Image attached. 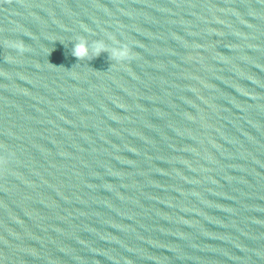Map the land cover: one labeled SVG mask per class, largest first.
Here are the masks:
<instances>
[{
    "label": "water",
    "instance_id": "water-1",
    "mask_svg": "<svg viewBox=\"0 0 264 264\" xmlns=\"http://www.w3.org/2000/svg\"><path fill=\"white\" fill-rule=\"evenodd\" d=\"M0 264H264V0H0Z\"/></svg>",
    "mask_w": 264,
    "mask_h": 264
},
{
    "label": "clouds",
    "instance_id": "clouds-1",
    "mask_svg": "<svg viewBox=\"0 0 264 264\" xmlns=\"http://www.w3.org/2000/svg\"><path fill=\"white\" fill-rule=\"evenodd\" d=\"M104 45L101 42H97L95 53L99 55L104 51ZM72 55L79 58H84L88 56L87 44L83 38H81L75 45L72 50ZM110 58L117 60L118 62L131 61L133 56L131 51L126 45H119V47H113L110 52Z\"/></svg>",
    "mask_w": 264,
    "mask_h": 264
}]
</instances>
